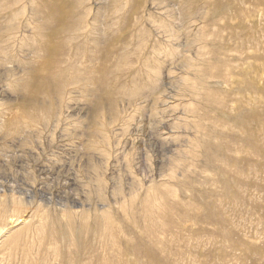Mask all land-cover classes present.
<instances>
[{"label":"rangeland","instance_id":"374dc122","mask_svg":"<svg viewBox=\"0 0 264 264\" xmlns=\"http://www.w3.org/2000/svg\"><path fill=\"white\" fill-rule=\"evenodd\" d=\"M64 4L78 27L72 38L53 23L59 0H0V126L21 114L26 95L18 85L52 71L51 34H59L60 59L90 81L98 65L95 42L105 34L111 90L96 91L91 82L65 86L71 118L64 115L55 127L52 118L35 124L33 159L21 157L24 146L0 128V187L26 188L38 176L35 165L46 167L35 196L50 200L49 212L39 206L35 225L58 246L59 233L77 228L81 248L93 245L90 254L79 251L82 264H264V0ZM137 84L146 102L124 111L121 91ZM97 100L95 122L105 126L91 128ZM93 131L91 161L72 147ZM155 197L151 221L143 219L140 204ZM74 200L91 209L107 204L110 231L94 239L88 228L108 225L106 217L64 216L61 206ZM38 241L30 256L37 264H66L76 254L71 245L64 260L48 252L44 259ZM0 257L3 264L26 262L21 253Z\"/></svg>","mask_w":264,"mask_h":264},{"label":"bare ground","instance_id":"6f19581e","mask_svg":"<svg viewBox=\"0 0 264 264\" xmlns=\"http://www.w3.org/2000/svg\"><path fill=\"white\" fill-rule=\"evenodd\" d=\"M64 1L65 0H59V7H57V11L59 12V14L58 16H56V18L54 19L55 21L53 23L61 22L62 34L67 35V38H72L74 33L77 31L78 27L74 25L75 23L71 24L72 22L70 21L69 14L67 13V10L64 8L65 5ZM1 35L2 33L0 30V38L3 37ZM58 35L57 33L51 34L48 37V40L46 41L47 53L50 57L49 65L51 66L52 71L44 77H38L35 73L31 74L30 77L28 78L29 81L25 82L23 86L18 85V87L21 88L26 95L25 98L21 100V105H20L21 114L18 116L16 122L8 123V124L4 123L0 126V128H7V132H5L4 138L11 137L15 141L18 140L19 144L24 146L25 149L22 151V156L20 155L21 157H24L26 155L28 158L33 159L34 147H29V145L32 142L30 141L31 138L30 135H32L33 133L32 131L37 122L42 121L44 123H47L48 120L52 118L54 123L53 127H55L56 125L59 126V123L61 122V119L63 118L64 115L66 116V119L71 118L70 116L73 113L72 112L73 108L71 104L67 102L65 99V95H66L64 92L65 86L67 85L80 86L82 83L83 86H85V84L91 82L95 87L96 91H100L104 94H108L111 90L112 82L109 78L110 72L107 70V68L103 66L106 63V60L109 56L108 41L106 35L103 34V36L101 37L102 41L95 42V54L97 55V57H95V62H98V65L95 69H93L92 73L94 75L91 81L90 79H86L84 74L79 72L75 65H67L66 63H64V61H62V59H60L59 51L55 43L56 41L54 42L55 40L54 37H57ZM93 58L94 57H92V59ZM0 65L1 66L4 65V63L0 61ZM119 65L120 62L116 64V67L118 68ZM152 85L154 90L158 88L157 81L154 80V82H152ZM142 88L143 87L141 85L138 86L137 84L131 90H126V92L121 91L122 96L126 97L123 106L124 111L130 109L132 110L133 108L137 107L139 104L146 102L147 98H145L144 93H142ZM116 91H117L116 94H120L119 90ZM100 104H101V100H97L95 112L92 115L93 119L91 117V121L88 124L91 128L93 126L99 128L105 126L103 125V123L95 122V119L98 116V112H100V108H101ZM35 113L37 114L39 113V115ZM112 118H114L113 115ZM130 127L131 126L125 125L122 131L127 132L130 129ZM112 133L114 134V131H112ZM95 134L96 132L94 131L89 132L88 133L89 138L76 145L77 147L76 146L72 147V150L73 151L76 150V153L80 154L81 157H85L86 160L92 161V159H94L95 156V145L92 141L93 136ZM202 143L208 157L214 159L213 158L214 152H212L211 149L212 148L211 142L205 140ZM32 145H35L36 147L37 142L36 141L32 142ZM45 146H47V144ZM48 148L49 150H51L57 147L55 148L52 147L51 149L50 147ZM105 164H106L105 168L107 170V168L110 165L109 160ZM34 170L38 174V176H36L37 179L35 177L34 180L32 181V184H24V185H28L27 187L25 186L26 188L11 186L13 184H10V186L7 185L4 187L3 186L0 187L1 188L0 189V256H3L5 254L13 255L16 253H21L24 256V260L26 261L25 264H37L35 261L30 259V256L32 257L31 253L34 250L35 237L38 236V240H41L38 241L39 243L38 248L42 249L41 252L43 253L44 259H45L44 257L45 252H48L51 253L52 256L56 258L59 257L62 260H64L65 253L63 251H66V249H68L69 247H71V245H73L76 248V252H75L76 254L73 255L74 257L73 259L72 258L67 259L66 264H82V260L78 255L79 251L83 250V252H86V255L90 254V252H92L93 245L91 247L92 243L89 242L88 244H86L84 248H81L82 246L80 244V241L76 240V238L78 237L77 228L75 230L68 229L70 235L67 234L65 231H64L65 233L62 232L59 233L58 239L60 245L58 246L59 243H52L50 241L51 240L50 237L52 236L50 232H47L43 226L39 227L35 225L36 213L38 212L39 206L43 210H45V214H47L49 212L47 206L50 204V200L48 201L47 198L45 197L38 199L35 196L36 193H41L42 190L41 185L43 183L41 181L42 179H38V177L46 175L45 172L46 167H44L41 163H38L35 165ZM184 170L185 167L183 169V172H185ZM101 182L99 183V187H97V189H99L98 191H100V189H102L103 187L102 186L103 184H101ZM185 186H189V184L185 183ZM146 200L142 201V203L140 204L141 206L140 212L143 215V219L146 218L148 219V221H151L152 210L154 206L158 203L157 201L158 199L155 197L153 200L151 199H146ZM61 207L63 208L61 212L63 213L64 216L79 217L80 219L83 220V222L89 219L95 220V218L106 217L108 219V223H109L108 225H103L98 228L97 226L96 227L92 226L88 228L90 236L94 239L98 236L100 232L102 233L105 230L110 231V229L114 225L113 223H111L110 214L107 212V210H105V208L108 207L107 204L105 203L101 205H96L95 208L91 209L92 207L90 204L84 205L83 203L78 202V200H74L70 205H62ZM78 208H80L81 210H78ZM157 210L162 215H164L163 214L164 210L162 211V207L159 210L157 206ZM70 224L71 223L68 222L66 226L70 227ZM0 264H3V258L1 257H0Z\"/></svg>","mask_w":264,"mask_h":264}]
</instances>
